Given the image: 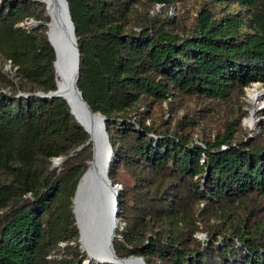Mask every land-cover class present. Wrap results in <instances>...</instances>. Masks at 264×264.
<instances>
[{
    "label": "trees",
    "instance_id": "trees-1",
    "mask_svg": "<svg viewBox=\"0 0 264 264\" xmlns=\"http://www.w3.org/2000/svg\"><path fill=\"white\" fill-rule=\"evenodd\" d=\"M188 1L67 0L77 86L106 118L121 187L114 250L264 264V121L252 139L241 125L245 89L264 86V0H195L174 19ZM47 21L40 0H0V264L87 259L72 199L91 144L64 99L38 95L56 81Z\"/></svg>",
    "mask_w": 264,
    "mask_h": 264
},
{
    "label": "water",
    "instance_id": "water-1",
    "mask_svg": "<svg viewBox=\"0 0 264 264\" xmlns=\"http://www.w3.org/2000/svg\"><path fill=\"white\" fill-rule=\"evenodd\" d=\"M44 4L48 21L44 23L47 42L54 53V73L63 71L66 80L62 87L55 81V89L48 93H38L44 98H62L69 107L70 114L88 135L86 144H91V160L80 176L72 208L75 224L79 232V248L87 259L95 264H147L142 257L120 258L114 250L116 231L122 224L118 218V192L121 187L108 176L112 161V148L106 133V118L94 112L84 100L77 83L79 80L80 53L67 0H40ZM37 25L30 20L27 28ZM10 67L7 66V69ZM81 147H79L80 149ZM65 158H54L53 166H59ZM123 225V224H122Z\"/></svg>",
    "mask_w": 264,
    "mask_h": 264
},
{
    "label": "rangeland",
    "instance_id": "rangeland-1",
    "mask_svg": "<svg viewBox=\"0 0 264 264\" xmlns=\"http://www.w3.org/2000/svg\"><path fill=\"white\" fill-rule=\"evenodd\" d=\"M197 8V3L194 0H189L185 5L183 6H177L176 9H171L170 13H172V17L175 19V15L176 13H181L185 18H187V20H191L192 17L194 16V12L195 9ZM30 21H27L26 23H24L25 27H27V24ZM6 70H10L7 69V67L5 68ZM258 85L259 89L264 90V86L260 83H254L251 84L249 87L246 88L245 93H244V105H243V109L246 111V116L241 120V125L246 128L248 130V138L252 139L254 137L257 136L258 132H259V126L261 125V123L264 121V115L262 114L264 112V107H260L262 106V104L264 103V96H262L257 103L255 104H251L250 100H249V95L248 92L249 90H251L253 88V86ZM156 113L158 112V109H156ZM251 110H254L253 112V118L255 120V125L253 127H248L245 123L246 119H248L251 115ZM119 185V184H117ZM120 186V185H119ZM123 225L121 224L119 226V228H121ZM199 237H203V234L198 235ZM85 261V260H84ZM83 261V262H84Z\"/></svg>",
    "mask_w": 264,
    "mask_h": 264
},
{
    "label": "bare ground",
    "instance_id": "bare-ground-1",
    "mask_svg": "<svg viewBox=\"0 0 264 264\" xmlns=\"http://www.w3.org/2000/svg\"><path fill=\"white\" fill-rule=\"evenodd\" d=\"M56 76V82L58 84L59 87H62V85L64 84L65 80H66V74L63 71H60L59 73L55 74ZM249 95V100L251 104H255L258 102V100L264 96V90L259 89L258 85L253 86V88L251 90H249L248 92ZM260 107H264V103L262 104V106ZM253 112L254 110H251V115L248 119H246L245 123L248 127H253L255 125V120L253 118ZM85 253H89L88 250H85Z\"/></svg>",
    "mask_w": 264,
    "mask_h": 264
},
{
    "label": "built area",
    "instance_id": "built-area-1",
    "mask_svg": "<svg viewBox=\"0 0 264 264\" xmlns=\"http://www.w3.org/2000/svg\"><path fill=\"white\" fill-rule=\"evenodd\" d=\"M246 90V89H245Z\"/></svg>",
    "mask_w": 264,
    "mask_h": 264
}]
</instances>
